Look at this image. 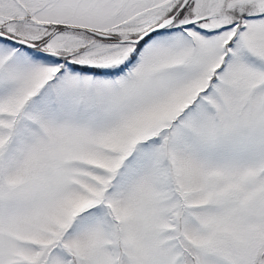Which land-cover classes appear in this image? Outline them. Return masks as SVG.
Segmentation results:
<instances>
[{
  "label": "snow or ice",
  "instance_id": "obj_1",
  "mask_svg": "<svg viewBox=\"0 0 264 264\" xmlns=\"http://www.w3.org/2000/svg\"><path fill=\"white\" fill-rule=\"evenodd\" d=\"M0 264H264V0H0Z\"/></svg>",
  "mask_w": 264,
  "mask_h": 264
}]
</instances>
